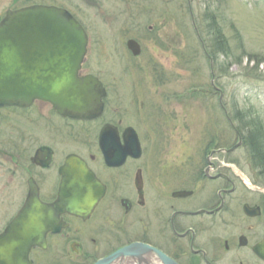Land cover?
<instances>
[{
  "label": "flooded vegetation",
  "instance_id": "flooded-vegetation-1",
  "mask_svg": "<svg viewBox=\"0 0 264 264\" xmlns=\"http://www.w3.org/2000/svg\"><path fill=\"white\" fill-rule=\"evenodd\" d=\"M109 1L0 0V22L9 10L63 7L81 22L90 47L93 39L99 46L109 44L107 25L113 30L122 23L129 33L122 44L141 43L137 33L143 34L145 20L152 21V33L170 19L169 0H126L124 10ZM94 75L108 91L105 111L97 119L63 116L44 99L0 107V235L29 200L48 205L84 194L90 200L80 214L42 212L52 218L42 226L41 242L31 247L29 264H95L135 243L141 246L111 264H264L258 253L264 250V195L226 160L236 150L212 154L214 148L207 147L192 162L170 167L156 147L160 136L154 126L146 125L141 133L121 116L120 96L114 100L118 108L107 116L113 101L110 85ZM108 124V145L117 159L112 165L100 139ZM130 127L138 133L140 157L130 154ZM72 157L92 171L76 175L82 179L81 191L73 183ZM100 188L104 193L93 204Z\"/></svg>",
  "mask_w": 264,
  "mask_h": 264
},
{
  "label": "rangeland",
  "instance_id": "rangeland-1",
  "mask_svg": "<svg viewBox=\"0 0 264 264\" xmlns=\"http://www.w3.org/2000/svg\"><path fill=\"white\" fill-rule=\"evenodd\" d=\"M109 4L124 10L126 0H110ZM169 7L170 19L155 32L149 30L152 21H144L143 34L137 33L142 41V54L138 56L129 51L127 43L122 44L129 34L124 33L122 23L113 30L107 25L109 44L99 46L91 41L82 73L98 74L110 85L113 101L107 116L118 108L114 100L120 96L126 106L124 109L120 104V113L127 122L141 133L145 127L154 126L160 136L156 147L174 167L192 162L196 153L207 147L234 146L238 136L219 101V91L210 88V62L192 23L187 0H169ZM192 7L202 38L209 36L207 26L218 19L232 50L236 55L244 54L242 65H233L229 74L218 78V84L226 90L223 101L227 112L235 114L239 105L250 115L249 120L264 123V0H192ZM183 52L188 66L182 59ZM257 60L261 64L254 70ZM225 158L222 155L221 159ZM226 160L232 161L237 174L264 195V185L259 183L262 174L251 164L245 146Z\"/></svg>",
  "mask_w": 264,
  "mask_h": 264
},
{
  "label": "water",
  "instance_id": "water-1",
  "mask_svg": "<svg viewBox=\"0 0 264 264\" xmlns=\"http://www.w3.org/2000/svg\"><path fill=\"white\" fill-rule=\"evenodd\" d=\"M6 15L0 22V107L29 106L37 99H44L63 116L75 119H97L101 116L105 110L107 88L96 75H80L88 52V34L73 13L63 7L38 4L9 10ZM128 48L135 56L142 53L138 41L130 40ZM211 70L215 85L213 62ZM223 97L222 92L220 101ZM222 106L225 107L223 102ZM110 130L108 124L100 139L105 160L112 165L117 163V159L110 143L108 145ZM129 133L134 137L130 143V154L140 157L142 148L135 128L130 127ZM241 142L240 136L235 147ZM214 153L216 150L212 151ZM69 162L72 164L73 183H82V179L76 177L78 173H92L84 161L72 157ZM82 188L83 185L75 186L80 191ZM102 191L100 188V193L92 197L93 204L103 195ZM88 200L87 195L79 194L61 197L48 205L39 199L27 201L20 215L0 235V260L9 261L8 264H29L31 247L41 242L42 226L52 218L51 215L43 216L42 212L56 210L80 214L89 205ZM139 246L141 244L138 243L125 246L95 264H111ZM258 253L264 258V250Z\"/></svg>",
  "mask_w": 264,
  "mask_h": 264
},
{
  "label": "trees",
  "instance_id": "trees-1",
  "mask_svg": "<svg viewBox=\"0 0 264 264\" xmlns=\"http://www.w3.org/2000/svg\"><path fill=\"white\" fill-rule=\"evenodd\" d=\"M214 19L216 21L215 17ZM219 25L220 24L217 19L215 23H211L207 26L210 27L207 34V36H209L207 38L204 37V39L210 58L208 56L205 57L209 60V62L211 61V58L214 59L216 84L222 89V91L226 93L224 85L220 86L218 84V78H220L223 73L229 74L233 65H242L244 54H235V52L232 50V47H230L229 38L226 37L222 27ZM222 56L224 57V60L219 61ZM182 59L185 61L186 66H188L187 63L189 60H187L186 52H183ZM260 64L261 61L257 60L255 61L252 68L255 70V68H258ZM190 66L192 65L189 63V68ZM192 69L193 71L198 72V70L195 68ZM210 88L213 89L212 84ZM234 113L235 114H230L232 122L235 123L236 128L242 133L243 143L247 149V153L249 154L251 164H253V167L256 169H259V174H262L260 182L264 185V123L263 121L249 120L248 117H250V115L241 109L239 105H237ZM231 128L234 130L232 125ZM235 133L237 134V132Z\"/></svg>",
  "mask_w": 264,
  "mask_h": 264
}]
</instances>
